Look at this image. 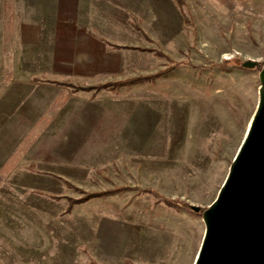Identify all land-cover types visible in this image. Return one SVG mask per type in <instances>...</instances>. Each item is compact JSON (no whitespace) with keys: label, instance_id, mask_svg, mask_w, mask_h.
<instances>
[{"label":"rangeland","instance_id":"obj_1","mask_svg":"<svg viewBox=\"0 0 264 264\" xmlns=\"http://www.w3.org/2000/svg\"><path fill=\"white\" fill-rule=\"evenodd\" d=\"M141 2L52 0L46 29V6L35 16L30 0H0V264H177L168 252L148 262L151 235L173 215L188 225L201 215L140 189L202 206L216 197L227 174L217 180L219 163L228 172L257 106L258 70L240 65L250 58L233 44L236 23L211 0H186L180 22ZM4 3L22 15L9 21ZM158 49L189 64L117 92L73 90L152 72L167 61ZM225 59L240 62L221 68ZM66 181L130 188L67 210L82 192Z\"/></svg>","mask_w":264,"mask_h":264},{"label":"water","instance_id":"obj_2","mask_svg":"<svg viewBox=\"0 0 264 264\" xmlns=\"http://www.w3.org/2000/svg\"><path fill=\"white\" fill-rule=\"evenodd\" d=\"M256 60L241 66L254 68ZM258 102L216 197L201 211L204 234L193 264H264V63ZM195 213L201 205L188 204Z\"/></svg>","mask_w":264,"mask_h":264},{"label":"crops","instance_id":"obj_3","mask_svg":"<svg viewBox=\"0 0 264 264\" xmlns=\"http://www.w3.org/2000/svg\"><path fill=\"white\" fill-rule=\"evenodd\" d=\"M141 5H148L150 14L155 13L159 21H169V16L176 19L179 18V22L183 20L182 12L177 4L176 0H141ZM214 4L221 8L223 15L227 18L233 19L236 23L232 34L233 44L236 45L239 51L250 59H264V0H211ZM52 3V0H30L31 8L33 9L32 14L37 16L38 7L46 6L45 11V28L52 29L48 21V5ZM16 5L13 8V15L18 16ZM14 18V17H13ZM31 23L37 24L40 20L38 17H34L29 20ZM32 24V25H33ZM250 25V31L248 29ZM36 27V25H33ZM259 88V86H258ZM204 125V124H203ZM203 127H206L204 125ZM195 130V129H194ZM201 134L200 138L203 142L210 141L213 135V129H197ZM221 177L224 173H227L228 164L226 161L219 163ZM227 175V174H226ZM202 206V205H201ZM173 224H166L164 221L157 223L156 229L153 232L154 240L157 241L156 246L153 250L150 248L148 253V262H153V255H158L159 261H169L164 257L166 252L170 256L172 262H182L185 264L194 263L195 257L199 250L201 240L204 234V223L202 218L196 219L191 225L182 222L181 215H173ZM155 225L156 223H152ZM166 224V225H165ZM153 231V230H152ZM151 233V232H150ZM160 240L162 243H160ZM162 257H161V256ZM182 255V257H180Z\"/></svg>","mask_w":264,"mask_h":264},{"label":"trees","instance_id":"obj_4","mask_svg":"<svg viewBox=\"0 0 264 264\" xmlns=\"http://www.w3.org/2000/svg\"><path fill=\"white\" fill-rule=\"evenodd\" d=\"M176 2L180 7L187 5L186 0H176ZM5 6H6L5 12L8 13L9 21L13 22L12 7L10 4L6 5V3H4V7ZM183 13H184L185 23L189 26H192L191 16L185 11H183ZM137 28L142 31V29L140 27H137ZM142 32L147 39L150 38L146 33H144V31H142ZM113 46L119 47L120 45L114 44ZM154 54L156 56H159V57H165L167 61H166V63L163 64L162 67H159L152 72L126 76L123 78L108 80L105 82H101V83H97V84H93V85H88V86H80L79 85V86L74 87L73 90H94V91H97L99 89H108L110 91L117 92L118 88L123 86V85L129 86V85L136 83V82L152 80L156 77H160V76H164V75L168 74L170 71L177 68L181 64H189V61H187V60H176V59L172 58L171 56H169L168 54L164 53L163 51H161L159 49L155 50ZM234 61H235V63L240 62L237 60H232V59L226 60L225 59L222 61V63L219 64V66L221 68H224L227 64L234 62ZM263 63H264V60L258 61L257 65H256L257 70H260V67L262 66ZM50 82L55 83V84H64L63 82L56 81V80H51ZM12 165H14V162L7 161L5 169L6 170L9 169ZM66 184L70 187L77 188L72 183H70L69 181H66ZM128 188H130L128 185H117V186H113L111 188H108L105 190H99V191H85V190L77 188L80 192H82V195L78 198L67 197V199L69 200V206L67 207V210H69L70 206H72V204H74V203L86 201L90 198H94V197H98V196H104V195H108V194L123 192V191L127 190ZM140 192L151 193L153 196H155L157 198V201H161L164 205L171 207L173 209H176V210H180L182 207L188 206V203L186 201H184L178 197L173 198V197L165 196L153 187L142 188V189H140ZM50 197L56 199L59 196L50 195ZM204 208H205V206H202L199 212H197V213L193 212V213L196 215H201V211ZM89 264H100V263H98L95 259L90 258Z\"/></svg>","mask_w":264,"mask_h":264},{"label":"bare ground","instance_id":"obj_5","mask_svg":"<svg viewBox=\"0 0 264 264\" xmlns=\"http://www.w3.org/2000/svg\"><path fill=\"white\" fill-rule=\"evenodd\" d=\"M149 114V113H148ZM147 114L144 112V113H142L140 116H139V118H138V123L137 122H134V124L137 126V127H139V126H141V128L143 127V121H145V122H147L146 121V118H145V116H146ZM149 117V116H148ZM147 120H148V118H147ZM146 124V123H145ZM141 128H139V129H141Z\"/></svg>","mask_w":264,"mask_h":264}]
</instances>
